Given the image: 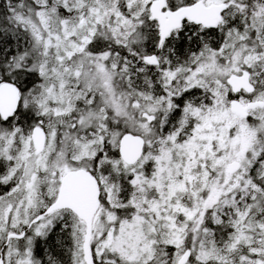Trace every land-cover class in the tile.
Returning <instances> with one entry per match:
<instances>
[{
    "label": "snow or ice",
    "instance_id": "obj_1",
    "mask_svg": "<svg viewBox=\"0 0 264 264\" xmlns=\"http://www.w3.org/2000/svg\"><path fill=\"white\" fill-rule=\"evenodd\" d=\"M0 264H264V0H0Z\"/></svg>",
    "mask_w": 264,
    "mask_h": 264
}]
</instances>
